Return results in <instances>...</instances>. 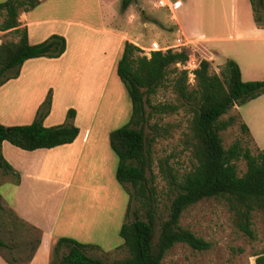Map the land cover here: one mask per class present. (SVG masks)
<instances>
[{"label": "rangeland", "instance_id": "rangeland-1", "mask_svg": "<svg viewBox=\"0 0 264 264\" xmlns=\"http://www.w3.org/2000/svg\"><path fill=\"white\" fill-rule=\"evenodd\" d=\"M6 1L0 0V3ZM123 1L45 0L37 9L39 11L37 16L43 20V23L37 28L36 37L32 38L31 43L39 44L43 42L42 40L58 35L66 40V52L62 57L56 58L54 63L40 66L41 72L54 75L52 81L45 83V89L40 83L39 88L28 87L26 90L36 91V97L42 103L36 112L23 115L22 108L8 106L5 95L1 93L0 122L11 124V126L4 125L6 127L29 125L35 120H40L48 128L65 126L74 124V119L67 118L70 110L68 106L78 104L80 109L84 106L88 112H81V117L93 114L94 118L89 141H101L102 148L105 145L104 154L101 156V164L104 168L101 171L99 168L94 171L87 166L84 175H80V169L74 177L66 178L62 177L60 168H54L57 163L52 161L51 169L40 172V177L24 175L27 183L25 186L23 172L18 169L19 167L12 164V177L11 172L0 167V237L8 245L7 248L0 250V264H52L55 256L54 248L60 238L58 236H61L60 226L66 221H70L72 228L88 221H94L99 225L104 222L106 232L104 238L102 237L98 242L101 249L87 250L89 256L107 263L129 256L124 241L119 236V230L123 224L135 220L133 210L138 205L133 202L127 216L129 192L132 188L130 185H122L116 178L119 159L111 149L110 134L130 124L132 102L116 72L122 50L117 49L116 38L113 36L128 24L126 29L127 34L130 35V42L141 49L142 53L139 54L148 57L146 53L150 50L143 48H150L152 45L141 44V41L135 38L136 35L143 34L148 37L151 35L150 29L159 35H169L171 26L169 28L168 25H171L172 12L168 8H158L157 0H131L127 9H123ZM183 1L186 3V0ZM203 1L208 20L214 19L221 26L230 21L231 0ZM109 8L114 19L105 16L104 22L103 14H107ZM249 8L252 9V17L256 25L250 0H245L242 11L240 9V21L243 25H248ZM176 9L182 10V6H177ZM3 20L4 14H0V24ZM145 23H150L148 24L150 26L146 27ZM15 39L17 37L13 33L0 32V45L14 42ZM175 43L160 44L159 47L164 48ZM152 49L151 47V51H158ZM166 50L161 49V51ZM188 51L189 62L186 66L178 65V68L189 72V88L194 89L196 81L193 71L198 68L201 58L191 48ZM221 68L222 66L211 64L210 72L220 74ZM243 68L246 72L245 63ZM15 72L16 70L8 72L6 77ZM252 78L261 81L264 80V75L258 74L252 77L244 75L245 82ZM175 79L176 75L170 73L165 84L156 95L151 97L152 105L179 104L177 95L173 91L172 83ZM68 89L72 92L70 95L73 94L70 99L65 95ZM244 106H250L252 111L247 114L253 131L264 143V107H254L249 102ZM245 109L246 107L244 111ZM148 110L150 111L151 108ZM229 117H235L236 120L232 126L220 133L224 147L228 149L235 141H240L244 148H249L256 154L260 148L250 130L246 132L242 129L243 122L236 106L224 115L222 120H228ZM191 119L189 107H183L171 114L154 113L144 128L151 145L153 185L156 189L155 208L160 217L157 221V234L161 220L168 217L175 195V191L161 173L160 163L167 162L178 180L193 170L196 164L192 155ZM78 124L81 126V123ZM106 145H109L112 155L109 158L106 156ZM8 147L12 146L8 145ZM33 164L30 163L29 166ZM238 169L240 176L245 173L246 163L243 160L238 162ZM66 181L70 188L62 197V186ZM25 198L28 200L24 203ZM57 213L60 218L57 231L51 234L54 226L50 223ZM142 219L146 220L143 212ZM252 221L256 234L254 240L236 229L224 199L202 200L183 213L180 225L209 241L212 248L200 252L187 245L178 244L166 254L163 262L164 264H255L257 255H264V211L254 212ZM67 251L64 249L62 254Z\"/></svg>", "mask_w": 264, "mask_h": 264}, {"label": "trees", "instance_id": "trees-1", "mask_svg": "<svg viewBox=\"0 0 264 264\" xmlns=\"http://www.w3.org/2000/svg\"><path fill=\"white\" fill-rule=\"evenodd\" d=\"M250 1L256 25L263 28L264 0ZM130 4L131 0H124L123 9ZM39 5V0H7L0 3V14H4L0 32L13 33L19 39L18 42L0 45V86L17 78L26 61L42 57L56 59L66 52L65 38L53 35L39 44H31L28 29L20 28V14ZM139 53H142L139 47L125 42L117 64V75L130 96L132 119L130 124L110 134L111 149L119 159L116 178L122 185L132 188L127 216L131 204L136 202L138 205L133 210L135 220L123 224L119 230L129 256L107 263L87 254L91 246L71 238H60L54 248L52 264H164L166 254L178 244L187 245L195 251H208L212 248L209 241L180 225L183 213L205 199H224L236 229L249 239H256L252 219L254 212L264 211V150L254 154L240 141H235L226 149L220 133L236 120L235 117L222 120L224 115L235 106H242L264 94V80L243 81L239 65L231 59L222 66L220 74L211 73V63L200 57L199 66L193 71L196 85L190 89L189 72L178 68V65L186 66L189 62L188 49L152 51L150 57ZM12 70L16 72L6 77ZM170 73L176 75L172 84L179 104L152 105L151 97L165 84ZM183 107H189L192 114L190 132L196 164L193 170L178 180L167 162L160 163L161 173L175 195L168 217L161 220L157 234L160 217L155 208L151 145L144 128L154 113L171 114ZM75 116L76 111L70 109L67 118L73 120ZM242 129L249 132L244 123ZM79 134L80 129L74 124L48 128L40 120L14 127L0 123V145L8 142L24 151L72 144ZM241 160L246 163V171L240 176L238 162ZM0 167L8 172L13 170L1 152ZM142 212L146 220L142 219ZM7 247L0 237V250ZM64 249L68 251L62 254ZM257 256L255 264H264V255Z\"/></svg>", "mask_w": 264, "mask_h": 264}, {"label": "crops", "instance_id": "crops-1", "mask_svg": "<svg viewBox=\"0 0 264 264\" xmlns=\"http://www.w3.org/2000/svg\"><path fill=\"white\" fill-rule=\"evenodd\" d=\"M39 1L41 5L45 0ZM181 3L182 10L175 9L172 12L170 21L171 25H168L169 28L171 26L169 35H159L158 33L156 34L153 29H150V36L146 37L143 34H139L136 35L135 38L140 40L141 44H151V47H153L152 50L173 49L180 51L184 48H191L192 51L198 54L201 58L208 60L211 64H217L219 66H223L229 59L234 60L241 69L243 81H245L244 75L246 74L248 77L257 76L258 74L264 75V27H256L253 21L251 8H249V17L247 19L248 25H243L240 21V9L242 11L245 0H231L230 21L222 26L214 19H207L203 0H186V3L181 0ZM40 5L38 7H40ZM38 7L29 12H22L19 16V22L21 24L20 28L22 29L26 27L28 29L30 43L32 38L36 37L35 34L37 28L43 23V20L37 16L39 14V11H37ZM103 16L104 22L106 20L105 16L108 19H114L110 8L108 9L107 14H103ZM150 23L153 24V22ZM150 23H145L144 25L147 27L150 26L148 25ZM125 25L126 26H124L123 29L120 28L121 30L113 36L116 38L117 49L122 50V53L125 42H130V35L127 34L128 30L126 29L128 24ZM105 34L108 33L105 32ZM43 35H45L44 32ZM18 40L19 39L17 38L14 42H18ZM172 42H176L177 44L175 43L172 46H164V48L159 47L160 44ZM173 46L174 48H172ZM151 47L143 48L150 50V52L146 53L148 57H150L152 52ZM56 60L57 59L42 57L26 61L17 78H12L0 86V94L2 93L5 95L7 105L22 108L21 113H23V115H27V113H35L42 103L39 101V98L36 97V91L29 90L28 92L26 90L28 87L33 89L39 88L40 86H38V84L40 83L43 84V88L45 89V83L49 80L52 81L54 75L43 73L39 68H41L40 66L42 65L54 63ZM242 63H245L247 66L246 72H244ZM256 79L257 78H252L249 81H257ZM70 93L72 92L68 89L65 94L66 98L70 99V97L73 96V94L70 95ZM249 103L254 105V107H264V94ZM244 105L240 107L236 106L241 121L248 126L250 133L260 150H264V143L260 141L258 135L254 133L250 123L251 120L249 114H247V112L252 110L250 106L247 107ZM245 107L246 109L244 111ZM69 109H74L76 111V116L73 121L74 125L80 129V134L74 143L58 146L53 149H39L35 151H24L16 148L8 142H3L0 145V152L3 157H6H4L5 160L7 162L9 161L11 166L12 164L16 165L19 167L18 169L23 172V183L25 186L27 185L25 181L26 175L40 177V172L51 169L50 165H52V161L57 163L54 168H60L62 177L65 176L66 178L74 177L80 169V175H84L83 173L88 167L94 171L98 168L101 171L102 168H104V165L101 164V156L104 154L105 145L102 148L101 141H89L91 136L90 131L92 130L94 123L93 114L81 117V112L84 113L88 111L84 106L80 109L78 104L68 106V110ZM78 122L81 123V126ZM0 123L6 126H11V124ZM8 145L14 147L18 151L11 149L12 147H8ZM106 148V156L109 158V156H112L109 145H106ZM40 160L43 161L40 162ZM81 162L83 163L82 167ZM30 163L34 164L29 166ZM12 175L13 172H11L10 176L12 177ZM38 184H35V186ZM69 188L70 186H68L66 181L62 186V197L66 194ZM26 198L23 201L24 203L28 200H26ZM61 207L62 205L60 206V210ZM59 220L60 218H58L57 213L56 217L53 218L50 223L54 226L51 234L56 233ZM67 220H69V218ZM71 226L72 224H70V221L62 223L60 226L61 236H58V238H71L80 243H85L92 248H89L88 250H93L94 248L96 250L101 249L98 242L102 237L104 238L106 232L104 222L99 225L98 223H94V221H88L84 224L81 223V225L76 228H72ZM108 231L109 229L107 228V232Z\"/></svg>", "mask_w": 264, "mask_h": 264}, {"label": "built area", "instance_id": "built-area-1", "mask_svg": "<svg viewBox=\"0 0 264 264\" xmlns=\"http://www.w3.org/2000/svg\"><path fill=\"white\" fill-rule=\"evenodd\" d=\"M181 4V0H157L158 8H168L171 12H173L177 6H181Z\"/></svg>", "mask_w": 264, "mask_h": 264}]
</instances>
